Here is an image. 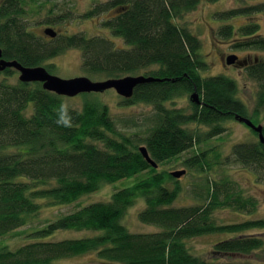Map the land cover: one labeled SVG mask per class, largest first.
<instances>
[{
    "label": "trees",
    "instance_id": "1",
    "mask_svg": "<svg viewBox=\"0 0 264 264\" xmlns=\"http://www.w3.org/2000/svg\"><path fill=\"white\" fill-rule=\"evenodd\" d=\"M200 1L96 2L82 16H100L109 36L56 30L54 37L44 31L36 36L26 27V8L40 0L0 1V49L6 58L24 66L41 65L51 73V58L77 48L81 67L91 76L104 79L141 71L161 79L136 85L129 98L121 96L124 104L152 106L142 121L132 116L115 118L96 92L82 93V104L75 108L65 103L67 96L44 89L41 82L0 81V237L30 223L45 207L70 204L104 184L142 175L133 184L115 189L109 200L79 205L28 233L38 237L59 230H88L93 234L32 240L14 249L0 247V264H60L64 258L88 252L101 264H264V235L243 232L263 227V218L219 223L213 215L217 208L255 206L254 198L242 195L227 176H209L216 164L238 163L252 170L257 180H264V144L256 131L251 128L256 140L234 144L226 157L215 152L211 158L212 149H205L183 159L184 166L205 171L203 182L191 189L192 202L174 205L181 192L179 179L158 169L159 164L222 133L227 119L239 121L235 117L239 115L254 123L238 95L236 79L224 73L202 74L209 67L202 40L181 21ZM253 12L264 14V0L215 11L212 16L222 21L213 30L214 40L238 33L233 48L264 50L257 23L234 28L229 22L233 16ZM63 16H58L59 21ZM114 37L123 45L116 46ZM250 58L244 70L257 85L253 111L258 112L264 109V56ZM11 72L15 70L6 68L4 73ZM193 91L201 103L192 102L190 111L166 105ZM189 123L207 130L190 129ZM141 146L157 167L145 159ZM138 196L145 202L138 220L157 230L133 232L123 224L124 214ZM211 233L231 235L215 241L207 255L193 252L186 244L188 238Z\"/></svg>",
    "mask_w": 264,
    "mask_h": 264
},
{
    "label": "rangeland",
    "instance_id": "2",
    "mask_svg": "<svg viewBox=\"0 0 264 264\" xmlns=\"http://www.w3.org/2000/svg\"><path fill=\"white\" fill-rule=\"evenodd\" d=\"M1 1V0H0ZM106 0H40L39 4L33 7L30 2L29 8H26L24 20L27 23V29L33 32L36 36L41 35L43 30L51 28L59 31L61 34H73L83 32L88 36L101 35L109 36L110 32L106 27L101 25L100 16L84 17L82 14L86 12L96 2ZM255 0H218L209 2L201 0L195 9L186 13L182 22H185L193 32H195L202 40V53L209 64L208 69L203 70V75H215L218 73L227 74L238 82V95L244 100L248 106V113L252 117L254 124L264 125V109L254 112L255 92L257 89L256 83L245 73L243 65L239 64L240 59L250 55L264 56V50H256L251 48H233L231 43L235 38L239 37L236 33L230 38H221L219 41L214 40L213 30L222 20L214 18L212 15L215 11L227 10L243 5L252 4ZM34 2V0H33ZM42 3V4H41ZM52 9V11L50 10ZM64 14L63 19L59 21V15ZM66 13L68 15L66 16ZM55 20L51 23L48 21ZM234 28H238L247 23H257L259 25L258 33L264 35V14L253 12L249 15H237L229 19ZM116 46H122L120 38L114 37ZM235 54L238 58L236 63L227 64L224 62L227 55ZM80 50L77 48H69L51 58L50 62L54 63L52 74L61 78H70L84 75L92 80H101V77H94L86 74L80 64ZM143 72V71H142ZM141 74V71L140 73ZM5 80L9 83L19 82L18 73L11 74L0 73V81ZM22 82V81H20ZM103 102L108 104L112 116L115 118H125L132 116L138 121H142L144 116L152 112V106L142 102L124 104L122 97L116 93L114 89H106L102 92L95 93ZM188 93H183L174 98L173 102L168 101L166 105L171 108H180L184 112L191 110V99ZM84 99V94H77L66 97L65 103L71 107L79 108ZM224 130L222 133L213 136L211 139L195 145L192 149L180 153L177 157L172 158L162 164H159L158 169L174 171L185 169V173L179 177L181 192L178 198L173 203L174 205L186 204L194 201L191 189L194 185L201 184L204 180L205 171L196 170L195 167H186L183 164V159L192 154V152L205 149L210 150L209 155L215 158V152L220 153V157H226L231 153L234 144L238 142H250L257 139L253 134L252 129L243 122L235 119H227L223 121ZM190 129L199 131L207 130V126L197 123H189ZM214 157H213V156ZM136 176H142L138 174ZM136 176H130L120 179L110 184L102 185L98 190L81 196L78 200L58 206H50L42 209L41 212L28 224L21 226L7 235L0 237V247L10 249L30 242L32 240H60L64 238H76L86 235H91L93 232L88 230H59L54 234L46 236H31L28 233L35 228L45 225L50 220H55L58 216L72 211L79 205L89 204L96 201H107L110 199L111 193L115 189L129 186L136 181ZM209 176L219 179L222 176H227L236 183L234 188L241 190L245 197H252L255 200V206H249L245 209H233L231 207L217 208L213 215L219 223L241 222L248 219H264V180H257L255 174L249 168H246L238 163L216 164L211 169ZM136 201L128 207L122 219L123 224L133 232H151L158 228L151 224L142 223L138 220L137 214L144 207L143 197H136ZM243 232L264 235V226H257L246 229ZM231 235V234H230ZM228 233H211L188 238L187 246L195 253L207 255L213 243L230 236ZM60 264H101L96 262L95 255L92 252L69 256L59 261Z\"/></svg>",
    "mask_w": 264,
    "mask_h": 264
},
{
    "label": "water",
    "instance_id": "3",
    "mask_svg": "<svg viewBox=\"0 0 264 264\" xmlns=\"http://www.w3.org/2000/svg\"><path fill=\"white\" fill-rule=\"evenodd\" d=\"M49 37H54L57 32L51 28L43 30ZM238 57L235 54L227 55L225 61L227 64L236 63ZM7 67L16 69L19 72V80L22 82H41L42 87L46 90L55 92L63 96H74L86 92H102L106 89H114L116 93L122 97L129 98L133 94L136 85L161 80L160 77L145 76L143 74H128L120 77H109L101 80H92L87 76L80 75L70 78H61L46 70L44 66H24L16 59L6 60L1 58L0 49V70ZM190 99L194 103H201L199 95L196 91L190 94ZM239 121L244 122L250 128L258 133V139L264 144V136L262 133V124H254L249 118L236 115ZM145 159L153 166L157 167V163L151 159L145 146L139 148ZM185 173V169L170 171V174L176 178L181 177Z\"/></svg>",
    "mask_w": 264,
    "mask_h": 264
},
{
    "label": "flooded vegetation",
    "instance_id": "4",
    "mask_svg": "<svg viewBox=\"0 0 264 264\" xmlns=\"http://www.w3.org/2000/svg\"><path fill=\"white\" fill-rule=\"evenodd\" d=\"M1 58H3V59H6V60H11V59H9V58H6V57H4L3 55H2V50H1ZM239 58V57H238ZM251 58H250V55H248V56H246L245 58H243V59H240V60H238L239 61V64H241V65H243V67L246 65V63H247V60L249 61ZM7 68H9V67H7ZM11 68V67H10ZM11 69H14V68H11ZM5 70H6V68L5 69H3V70H0V73H4L5 72ZM15 70V72H17L18 73V76H19V72L16 70V69H14Z\"/></svg>",
    "mask_w": 264,
    "mask_h": 264
}]
</instances>
